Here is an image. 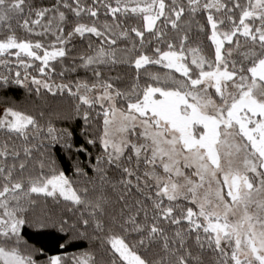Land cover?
<instances>
[{
  "label": "snow or ice",
  "instance_id": "snow-or-ice-1",
  "mask_svg": "<svg viewBox=\"0 0 264 264\" xmlns=\"http://www.w3.org/2000/svg\"><path fill=\"white\" fill-rule=\"evenodd\" d=\"M0 264H264V0H0Z\"/></svg>",
  "mask_w": 264,
  "mask_h": 264
}]
</instances>
